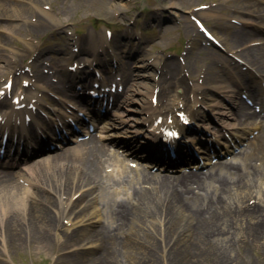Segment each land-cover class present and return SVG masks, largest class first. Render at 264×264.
Masks as SVG:
<instances>
[{"label": "bare ground", "instance_id": "bare-ground-1", "mask_svg": "<svg viewBox=\"0 0 264 264\" xmlns=\"http://www.w3.org/2000/svg\"><path fill=\"white\" fill-rule=\"evenodd\" d=\"M43 1L45 0H0V21L11 18L23 20L24 18L16 13L29 10L25 7L37 8L39 18L52 20L49 13L42 9ZM170 8L175 9L177 5L171 3ZM9 13L12 14L8 15ZM243 13L255 15L258 20L256 24L262 25L260 32H264V7L251 4L244 9ZM32 28L38 30L40 25H32ZM82 41L76 53L81 52L87 55V58L84 57L82 60V68L74 70L71 75L73 78H79L87 72L92 60L89 56L95 54L96 48L102 47L101 40L96 42L89 38L82 39ZM223 42L230 51L239 49L243 62L258 75L264 77V41L249 31L241 30L234 33L231 39ZM254 43L260 44L251 45ZM234 45L237 47L230 49ZM101 58L103 59H98V65L100 62H105L107 57L102 55ZM8 62L9 58L0 55V73L8 72ZM139 62L143 64L138 66L140 68L155 65L153 58L150 57L142 58ZM38 66L36 65L35 68ZM119 70L122 72L121 76L125 77V84L129 78L128 69L119 66ZM173 70V65H166L158 81L162 88L158 89L157 96L164 99L160 101L159 108L156 105L152 106L149 100L152 96V89L142 84L126 86L122 92L123 100L119 102L115 99L113 102L114 106H120L123 102L127 103L131 95L138 96L135 105L141 126L134 132L139 131L146 140L142 150L147 149L146 151L154 153V156L158 158H161L160 150L153 145L156 141L159 143L158 148H163L164 145L159 141L160 136L149 127L150 123L155 116H164L163 119H165L175 111L179 112L180 105L184 107L182 101L187 94L194 96L195 93L194 89L185 90L182 86L180 87L179 84L182 82L181 80L176 82ZM65 74L62 73L58 82L54 84L47 79L48 76L37 75L41 78L44 88L53 90L60 98L71 101L70 98L74 92L72 90L73 80L69 81L68 77L64 78ZM210 81L217 83L219 79ZM220 83L221 85L216 86L217 91L226 94L233 100L236 107V111L231 114L220 112L222 124L233 129L241 127L240 130L243 131L249 130L248 126L256 128L257 115L250 113L244 102L235 97L232 91L233 88L241 87V83L235 79ZM175 88H180V95L173 93ZM17 90L24 92L20 88ZM126 93H130L129 97ZM33 98L36 99L34 96L25 99L29 102ZM196 102L198 101H194ZM39 103L40 101L37 100L31 106L38 107ZM0 106L3 107L1 108L3 115L7 113L4 118L1 117V121H4L3 125L12 124L14 120L19 121L18 125L23 124L21 111L13 109L14 104L12 106L8 104L3 94L0 95ZM221 107L224 106H212L213 109ZM24 109L26 110L27 107ZM187 113L191 121L200 119L196 112L190 110ZM59 116L60 121L64 122L68 117L64 112ZM128 118L133 121L132 123L135 122L133 118ZM229 119L235 123H230ZM31 122H34L33 118ZM19 128L17 135H21L19 137L21 139L24 128L22 126ZM99 128V131L103 133L99 138H107L109 134H106L108 131L106 126L102 124ZM199 129L200 127L197 126L195 131ZM133 136L135 135L127 136L130 142L124 143L125 146L133 148L136 142ZM191 139L195 140V137ZM208 140L212 141V139ZM255 140L254 144L243 152L241 163L230 162L221 166H212L203 174L190 172L177 177H161L145 172L139 173L134 179L135 185L130 188L127 199L115 201L108 210L111 225L103 224L102 227L100 226V231L86 227L70 232L66 227L63 229V222H61L62 216H66L65 218L69 221L67 227L72 226L69 218L76 214L74 221L79 220V224L85 225L91 218L97 216L96 209L79 210L89 198L86 193L74 199L75 194L82 192L83 189L101 185V170L104 167L105 158L109 155L96 137L89 136L71 150H64L60 154L37 161L24 169L19 168L18 173L25 170L31 177H34L31 180L36 181L37 186L31 191L17 184L22 176L0 169V241L5 243L13 237L19 241L28 238L48 243L52 233L57 237L58 242L63 241L73 247L78 246V243L83 245L86 242L91 243L90 241L100 242L102 253L92 261L84 260L85 264H131L137 251H141L144 256L142 264H155L157 261L155 253L161 249L154 237L157 235L160 237V242H163L162 247L167 249L170 263L205 264L204 261L223 257L227 259L226 264H232L229 258L231 249L241 242L238 238L242 234L246 233L250 236L251 241L256 245H259L261 240L264 241V237L256 233L258 229L264 227V212L262 213V210L256 207L249 208L248 205L246 207L242 205V199L245 196L251 197L253 192H256L254 197H248L245 204L250 199L264 196V176L262 177L264 173V127ZM111 142H116V140L112 139ZM168 145L175 153H178L177 157H180L177 159L178 163L180 160L183 162L184 157L188 158L187 161L191 160L192 155L187 154L186 149L182 150L184 147L181 148L177 141H168ZM256 163H259L260 167L253 165ZM26 182L30 181L26 179ZM20 189L22 193H19ZM145 221L149 226H145ZM154 221L160 227L159 232L157 226L153 224ZM149 228L150 232H148ZM190 255L193 256L192 259ZM132 262V264L138 263L137 261Z\"/></svg>", "mask_w": 264, "mask_h": 264}, {"label": "rangeland", "instance_id": "rangeland-1", "mask_svg": "<svg viewBox=\"0 0 264 264\" xmlns=\"http://www.w3.org/2000/svg\"><path fill=\"white\" fill-rule=\"evenodd\" d=\"M171 3H175L177 8H170ZM251 4L264 7L262 0H45L42 9L49 13L52 20L39 18L37 8L25 7L29 10L16 13V15L22 16L24 21L17 18L0 21L2 25L0 27V55L9 58L8 72L0 73V85L9 79L13 85L25 86L24 83L28 82L25 79H28L33 86H28L26 93L38 92L36 86L42 83L38 75L48 76L47 79L54 84L60 79L62 71H67L68 66L79 63L78 61L85 57L81 52L77 54L74 51L82 45V39L91 38L96 42L101 40L103 51L96 48L95 52L105 55L112 53L118 60L117 62L115 60L112 65L109 61L103 65L109 66V69L113 66L116 69L119 66L128 69L129 78L125 84V77L120 75L121 71L117 70L116 72L115 81L121 82L122 86L120 85V87L142 84L158 91L161 87L158 81L162 77V71L166 65H173L176 82L181 80L182 84L179 85L185 90L187 88L194 89L196 91L195 98L199 101L193 103L194 97L187 94L185 97L187 106L183 110L186 111L190 106L193 107L195 112L204 117L202 120L199 119L207 134L204 135V138L211 139L210 137L213 136L216 139L215 143L226 147L225 138L226 136L230 137V131L223 130L222 126L225 125L222 124L219 114L220 112L231 114L234 111V106L226 94L217 91L216 86L221 85L222 81L226 83L232 79L256 86L259 79V85L264 90V77L255 75L252 68L242 61L239 49L230 51L223 42L231 39L234 33L241 30L249 31L264 41V32H260L262 25L256 24L257 17L243 13L244 9ZM197 20L211 33L218 46L211 43L210 40L207 41L206 37L198 31ZM35 24L40 25L38 30L32 28V25ZM105 30L110 32V38L103 37ZM80 39L81 41H79ZM236 47L234 45L230 49ZM146 57L153 58L155 65L145 68L138 67L145 63L143 61V64H139L140 59ZM97 58L100 56L97 55ZM36 65L39 66L35 68ZM38 69L40 70L38 71ZM216 78L219 81L211 83L210 80H216ZM112 79L113 77L109 78V81ZM88 83L87 81L86 89H88L87 86L89 87ZM74 85L76 84L74 83ZM244 87L233 88L234 96L243 100L242 94L247 90L242 89ZM180 92V88L173 89L175 95H180ZM250 93L249 91V94H246L253 102L262 100L261 95ZM126 95L129 97L130 93H126ZM137 98L138 96L133 94L128 98L127 103L123 102L121 106L110 109L111 118L113 117L112 120H115V122L108 121L112 124L109 132L111 135L127 137L129 131L136 127L133 124L138 125L139 113H137L135 105ZM121 99L123 100L122 97ZM54 100L56 98L53 92L48 91L41 102L45 101L55 110L64 109L63 106L56 105L57 102L54 103ZM213 105L224 107L213 109ZM128 117L133 118L135 122L132 123L133 121H130ZM228 121L235 123L232 119ZM96 134L98 135V133ZM257 135L256 133L252 134L255 137ZM195 142L196 139L189 140L190 149L200 162L192 159L182 168H178L180 165H167L164 169L156 165L157 169L154 171H151V168L145 169L142 166L143 162L135 160L136 158H128L123 166V158L126 157L127 151L118 150L120 155H116L112 151L117 150L109 147L107 153L109 156L105 158L104 167L101 170V185L85 188L74 196L75 199L82 193H86L89 198L79 210L96 209L97 216L91 218L85 225H81L78 223L79 220L74 221L76 216L74 214L69 218L72 221L70 227H67L69 221L65 218L66 216H62L63 229L66 227L71 232L87 227L100 231V226L102 227L103 224L111 225L108 210L115 201L127 199L130 188L135 185L134 179L138 177L139 173L145 172L161 177L182 176L190 172L203 174L212 165L218 166V164L229 162L240 163L242 152L247 147L245 144L239 153L231 154L228 159L212 163L207 151L199 148ZM141 143H143L141 138L139 141L136 139L137 147ZM138 152L140 154L139 150ZM213 155L215 156V154ZM31 163L21 167L33 165ZM194 165L203 168L201 170L192 169ZM253 165L260 167L259 163ZM13 172L22 176L17 182L18 185L29 191L36 189V181L31 180L34 177H31L27 171L21 170L18 173V170H13ZM26 179L30 182H26ZM22 192L20 189L19 193ZM255 193L253 192L251 197H254ZM97 197L99 198L94 201ZM248 197L245 196L242 199L243 207L247 205L249 208L256 207L263 213L264 196L250 199L245 204ZM147 221L144 223L145 226H149ZM155 223L156 221L153 224L157 226L159 232L160 227L158 223ZM148 232H150V228ZM256 233H260V236L264 237V227L258 229ZM154 237L161 247L160 251L155 253L157 259L155 264H176L170 263L168 260L167 249L162 247L163 242H160V237L157 235ZM49 239L48 243L28 238L19 241L13 237L5 243L0 241V264H80L84 260L92 261L102 253L101 243L97 241L86 242L83 244L84 246L78 243V246L73 247L63 241L58 242L57 237L52 233ZM238 239H241V242L231 249L229 256L232 264H264V241L261 240L260 244L256 245L246 233ZM134 256L136 257L132 261L142 264L144 258L142 252L137 251ZM189 257L192 259L193 256ZM209 262L211 264H226L227 259L219 257L204 261L205 264H209Z\"/></svg>", "mask_w": 264, "mask_h": 264}]
</instances>
